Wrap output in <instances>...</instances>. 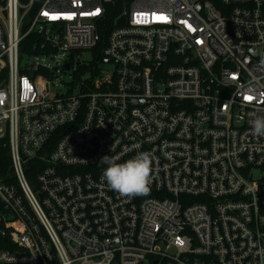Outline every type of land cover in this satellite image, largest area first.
Listing matches in <instances>:
<instances>
[{
	"label": "built area",
	"instance_id": "obj_1",
	"mask_svg": "<svg viewBox=\"0 0 264 264\" xmlns=\"http://www.w3.org/2000/svg\"><path fill=\"white\" fill-rule=\"evenodd\" d=\"M255 117L264 0H0V264H264ZM140 152L121 196L99 159Z\"/></svg>",
	"mask_w": 264,
	"mask_h": 264
},
{
	"label": "clouds",
	"instance_id": "obj_2",
	"mask_svg": "<svg viewBox=\"0 0 264 264\" xmlns=\"http://www.w3.org/2000/svg\"><path fill=\"white\" fill-rule=\"evenodd\" d=\"M252 133L264 136V117L251 120ZM99 162L106 165L101 179L121 196L146 194L149 190L151 158L147 152H140L132 159L118 162V158L104 155Z\"/></svg>",
	"mask_w": 264,
	"mask_h": 264
},
{
	"label": "trees",
	"instance_id": "obj_3",
	"mask_svg": "<svg viewBox=\"0 0 264 264\" xmlns=\"http://www.w3.org/2000/svg\"><path fill=\"white\" fill-rule=\"evenodd\" d=\"M107 39V30L102 34V38L98 45L96 46V52L98 55L102 53L103 48L105 47ZM34 162H28L27 166H33ZM28 177L30 179L34 178V175L27 170ZM0 180L4 182H16L14 177L11 175V154L8 146H2L0 152ZM1 226V225H0ZM14 248V245L11 243V240L8 236H3L0 233V249H9ZM171 261L166 260L164 264H168Z\"/></svg>",
	"mask_w": 264,
	"mask_h": 264
},
{
	"label": "rangeland",
	"instance_id": "obj_4",
	"mask_svg": "<svg viewBox=\"0 0 264 264\" xmlns=\"http://www.w3.org/2000/svg\"><path fill=\"white\" fill-rule=\"evenodd\" d=\"M168 264H179V263H177V262H170V263H168Z\"/></svg>",
	"mask_w": 264,
	"mask_h": 264
},
{
	"label": "water",
	"instance_id": "obj_5",
	"mask_svg": "<svg viewBox=\"0 0 264 264\" xmlns=\"http://www.w3.org/2000/svg\"><path fill=\"white\" fill-rule=\"evenodd\" d=\"M123 21V19L121 20V22ZM114 264H117V263H114Z\"/></svg>",
	"mask_w": 264,
	"mask_h": 264
},
{
	"label": "snow or ice",
	"instance_id": "obj_6",
	"mask_svg": "<svg viewBox=\"0 0 264 264\" xmlns=\"http://www.w3.org/2000/svg\"><path fill=\"white\" fill-rule=\"evenodd\" d=\"M248 99H251V97H248Z\"/></svg>",
	"mask_w": 264,
	"mask_h": 264
}]
</instances>
